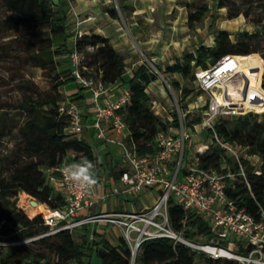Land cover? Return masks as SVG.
Masks as SVG:
<instances>
[{
	"label": "trees",
	"instance_id": "trees-1",
	"mask_svg": "<svg viewBox=\"0 0 264 264\" xmlns=\"http://www.w3.org/2000/svg\"><path fill=\"white\" fill-rule=\"evenodd\" d=\"M72 1V0H68ZM216 8L227 9L229 19L248 15L245 11L232 9L234 0H216ZM4 9L5 20L1 31L19 30L20 35L12 40H18V50L14 54L17 62L29 63L53 74L56 87L71 85L74 79L70 72L69 55L72 50L79 53L92 49L86 66L81 67L85 76L98 78L105 86L125 87L129 91V103L120 111L126 123L128 145L138 156H152L156 152L155 137L157 133L166 130L167 123L176 128L180 126L177 113L172 115V121L161 120L152 110V101L146 92L147 86L157 79L156 73L145 63H141L128 75L124 58L109 44L108 38L99 35H81L74 37L67 32L69 14L64 13L59 5L51 0H0ZM105 11L113 19L120 13L131 10L123 0L104 6ZM205 6L197 7L187 13V26L193 28L207 14ZM54 38H61L55 46ZM73 40V41H72ZM212 45L203 43L193 50L185 52L181 59H176L168 66L166 73L178 74L185 81H193L195 71L205 70L214 65L226 55L252 56L264 50V28L260 32H239L232 40L229 32L218 29L214 32ZM15 42V41H14ZM9 47H2L8 53ZM67 55L68 67L63 72L57 69L55 56ZM264 60V54L261 55ZM89 69L93 72H89ZM260 72V71H259ZM173 89L180 90L183 97L191 90L180 86L177 80L168 81ZM30 95L17 103H0V109L9 107L24 115L22 124L17 128L19 136L13 148L5 154H0V222L1 233L10 235L16 230L17 239L31 238L46 232L42 218L33 211L29 216L16 206L18 196L31 197L38 204H45L50 209H60L64 206V196L55 192L48 183L46 168H53L62 161L78 162L87 158L94 165L96 179L100 172L107 176L118 178L121 169L114 168L105 158L95 157L92 147L80 136L67 132L68 116L60 113L62 101L69 99L82 102L84 97L77 90L68 97L59 92L44 97L34 85L26 86ZM198 95L202 92L196 88ZM258 97L264 100V71L261 75V85ZM184 108V106H183ZM204 113L206 106L200 108ZM187 112L182 125L186 130H192L200 125V116L190 117ZM0 119V137L4 135V127ZM210 139L208 149H199L202 154L195 153L198 166L218 174H232L227 178L225 193L237 208L244 209L253 218L258 219L260 209H264V111H249L236 117H221L215 121L212 129L204 128ZM224 144L235 149L238 158L221 146ZM190 152H186L188 154ZM242 154V155H240ZM250 157H257L260 166L255 168ZM99 161V163H97ZM243 171L244 176L240 175ZM93 209V208H92ZM167 216L170 227L186 239L197 241L203 237L210 244L223 246L226 242L218 238L206 219L192 212L185 211L179 204L170 200L167 206ZM82 226L83 234L80 242H76L70 231H61L51 236L42 237L33 242L34 248L24 246L13 247L5 253L3 263L17 264H89L93 253L100 264H133L132 251L123 237L111 244L103 234L95 231L89 233L88 227ZM91 235V236H89ZM234 243L235 253L246 256L249 249L242 248L240 242ZM48 252L52 258H46L40 251ZM134 264H240L231 259H211L205 254L192 250L169 238L145 240L139 246Z\"/></svg>",
	"mask_w": 264,
	"mask_h": 264
},
{
	"label": "built area",
	"instance_id": "built-area-1",
	"mask_svg": "<svg viewBox=\"0 0 264 264\" xmlns=\"http://www.w3.org/2000/svg\"><path fill=\"white\" fill-rule=\"evenodd\" d=\"M81 35L79 31L75 34L76 37ZM238 58L226 55L207 69L195 71L196 88L207 97L206 110L200 124L203 128L212 129L218 118H232L252 111L245 109L248 78L243 73ZM83 60L82 53L75 49L71 51L70 74L77 89L83 94V102L90 106L91 118L86 121L79 103L69 99L61 102L59 111L68 116V133L80 136L85 130L92 129L98 141L116 144L122 149L123 170L119 176L120 183L109 195L97 198L94 196V186L88 191L79 190L61 171L74 161H62L56 167L46 168L48 183L54 188L56 184H60L65 204L60 209H47L40 215L47 230L39 237L17 239L14 235L19 230L10 235L0 231V264H4L5 253L13 247L24 246L61 231L72 232L82 226L98 223L116 226L121 237L130 246L132 256L145 240L169 238L214 260L231 259L240 264H264V209H260L258 219H255L244 209L237 208L225 193L226 179H232L233 175L202 169L194 155L185 154V142L189 135L182 125L179 113L180 126L176 128L177 133H157L155 154L138 156L128 145L126 123L120 113L129 103L128 89L105 86L98 78L83 75ZM221 146L238 158L235 149L224 144ZM205 147L204 151L208 149V145ZM203 152L199 149L196 151L197 154ZM240 175L244 176L242 169ZM149 189L158 190L156 200L149 207L123 212L91 211L107 196L130 197ZM170 200L185 211H192L206 219L217 237L224 242H240L242 248L249 249L248 254L242 256L217 244L194 242L173 231L167 216ZM28 203L30 208H34L30 201ZM3 223L0 222V228Z\"/></svg>",
	"mask_w": 264,
	"mask_h": 264
},
{
	"label": "rangeland",
	"instance_id": "rangeland-1",
	"mask_svg": "<svg viewBox=\"0 0 264 264\" xmlns=\"http://www.w3.org/2000/svg\"><path fill=\"white\" fill-rule=\"evenodd\" d=\"M86 1L91 3L87 11L95 16L92 24L94 26L90 30L91 32L99 29V32L109 36L108 40H128V46L119 52L124 58L126 71L130 72L132 68L135 69L139 64L145 63L156 73L157 79L147 86L146 92L152 101L153 112L161 120L167 122L172 121V115L174 113H179L181 119L184 118L187 112H191V118L194 116H200L202 118L203 113H201L200 108L206 106L207 103V97L205 95H198L193 81H185L178 74L166 73L165 71L168 66H172L176 59H181L185 52L193 50L196 45L198 46L201 43L209 45L214 32L218 29L227 30L232 40H234L236 34L239 32L254 33L260 32L264 28V0H234L236 3L232 5V9L245 11L248 15L246 17L239 15L233 19H229L227 9L216 8V0H140L137 2L139 6H143L146 18L139 15L134 19H131L132 10L129 9L124 13L118 11L117 19L111 18L109 14L107 19L103 18L104 16H102L98 9H103L104 6L110 3H114L117 7L119 0H108L105 5L102 4L105 2L104 0ZM123 1L125 2V0ZM53 2L55 5H59L64 13L69 14L70 10L74 13V18V15L70 19L68 17L67 30L68 32L73 29L75 30L76 20L78 18L83 19L85 11L78 5H74L73 0L69 1L70 6L67 0H53ZM200 6H205L208 10L205 18L193 28H188L187 13L194 11ZM90 8L97 9L93 11ZM4 20V9L0 4V103H17L22 101L24 97L30 95V91L25 87L32 85L36 86L44 97L52 96L57 92L64 97H68V94H70L73 88L70 85L56 87V82L53 80L54 73L50 74L48 71L29 65V63H20L15 60L14 54L18 50L16 47L18 40L12 39L18 37L21 31H1V24ZM61 40V38H54V42H56L55 46L61 44L59 43ZM9 46L11 47L7 51L8 53H5L1 49L2 47ZM92 52V49L87 48L82 52L84 55V60L81 63L82 67L86 66L89 60V54ZM262 54H264V50L261 53L253 54L249 64V72L254 75V80H258L257 82L260 81V85L262 71H264V60L261 58ZM54 60L57 62L55 72H63L67 69V55L55 56ZM89 72L93 71L89 69ZM171 79L177 80L180 86H185L191 90L190 94L183 97L180 90L173 89L170 86L168 81ZM253 84L249 95L247 110L252 109L254 112H262L264 111V100L258 97V88L255 83ZM0 119L4 127V135L0 137V154H5L13 148L14 143L19 137L17 135V128L22 124L24 115L19 111L4 107V109H0ZM166 125V130L162 132L170 135L177 133L174 125L171 123H167ZM187 132L189 137L185 142V153L190 152V154L194 155L198 147L206 146L210 143V139L207 138L206 131L202 126L187 130ZM116 154L120 156L121 152H116ZM249 161L255 168L260 166L257 157H250ZM22 195L21 193L18 196L16 202L18 208L22 209L29 218V213L31 214L33 211L40 212L41 209L36 207L34 209L30 208L28 203V201L32 200L30 196L21 198ZM156 198L157 193L153 189L144 192L138 196L137 204H135L134 208L140 210L144 207H149L154 203ZM43 205L45 206V211L37 215H42L47 209H50L45 204L39 206ZM111 229L112 225H106V223L92 224L88 227L90 234L95 231L104 236L108 235L110 240L117 242L118 238L122 236L121 232L110 235L108 232ZM72 232L74 240L80 242V237L83 234L82 228H78ZM39 236L37 235L35 237ZM196 240L206 242L201 236H198ZM33 242L24 245V247L34 248L32 246ZM222 247L232 250V252L236 251V248L229 241H226ZM40 253L45 254L46 258H52V255L48 252L41 250ZM135 255L132 257L133 264ZM89 262V264H100L95 253H93Z\"/></svg>",
	"mask_w": 264,
	"mask_h": 264
},
{
	"label": "crops",
	"instance_id": "crops-1",
	"mask_svg": "<svg viewBox=\"0 0 264 264\" xmlns=\"http://www.w3.org/2000/svg\"><path fill=\"white\" fill-rule=\"evenodd\" d=\"M91 1H99V0H91ZM105 1V2H104ZM102 3L103 5H105L108 0H104ZM140 0H125L124 4L129 7L132 12H131V19H134L135 17L142 15L144 18H146L145 10L143 9V6H139L138 2ZM67 3L70 6V2L67 0ZM73 4L74 5H78L81 9H83L85 11V15L84 18L82 19H77L76 20V28L75 30H69L71 34H73V38L75 37L76 32H81L82 35H99L105 38H108V35L103 34L102 32H99V29L94 30L93 32H91L90 30L92 29V24L94 21V15L91 12H88L87 9L88 7L91 5V3L89 1L86 0H73ZM142 7V8H141ZM97 8L95 9H91L93 11H96ZM99 12H101L102 16H104L103 18L107 19L108 13L105 11V9L103 8H99L98 9ZM97 10V11H98ZM74 15V13L71 12L70 10V14H69V19ZM75 17V15L73 16V18ZM111 19V18H110ZM78 22V23H77ZM83 26V28H82ZM227 31V30H225ZM68 32V30H67ZM228 32V31H227ZM213 39V37H212ZM212 39L210 40V44L212 45L213 41ZM73 41V40H72ZM137 42H141V41H137ZM144 42V41H142ZM109 44L119 53L121 50H123L124 48H126L128 46V40H109ZM134 70L133 68L131 69V71ZM130 71V72H131ZM130 72L127 71L128 75ZM260 84V83H259ZM73 90L70 92V94L68 95H72L74 94L78 89H77V85L74 82L73 84L70 85ZM69 86V87H70ZM79 108L80 111L82 112L83 117L86 119V121L90 120V116H91V112H90V106L85 103V102H79ZM200 125H196L194 128L198 127ZM124 135V134H123ZM80 137L83 138L91 147L93 150V153L95 155V157H100V158H105L106 162H109L111 164V166L114 168V172H118L122 169V163H121V155H122V149L116 145V144H109V143H104L102 141H98L95 137H94V132L92 129H87L85 130V132H83L82 134H80ZM204 146V145H203ZM202 146V147H203ZM202 147H198V149L202 148ZM115 150V151H114ZM116 152H121V155L119 156L118 154H116ZM190 154V153H189ZM116 155V156H115ZM97 183L94 185V196L100 197L103 195H109L110 191L114 188L117 187L119 185V177L118 178H114L113 176H107L105 172H100ZM152 190V189H151ZM156 193H158L157 189H153ZM55 192H62V189L60 187V184H56L55 188H54ZM150 191L149 190H143L140 194ZM135 195V196H130V197H125V196H107L104 198V200L98 202L93 209L91 210L92 212H100V211H105V212H123V211H134L136 210L134 208L135 204H137V198L140 195ZM96 198V197H95ZM98 200V199H97ZM133 206V207H131ZM131 207V208H130ZM100 224V223H99ZM96 225V224H95ZM106 225H111V224H107ZM120 233V230L116 227L112 225V229L108 232L110 235L114 234V233ZM105 238L111 243V244H115V241H112L108 238V235H105Z\"/></svg>",
	"mask_w": 264,
	"mask_h": 264
},
{
	"label": "clouds",
	"instance_id": "clouds-1",
	"mask_svg": "<svg viewBox=\"0 0 264 264\" xmlns=\"http://www.w3.org/2000/svg\"><path fill=\"white\" fill-rule=\"evenodd\" d=\"M94 168L95 165L85 157L78 162L67 165L61 171L67 179L73 182L77 189L88 191L97 183Z\"/></svg>",
	"mask_w": 264,
	"mask_h": 264
},
{
	"label": "bare ground",
	"instance_id": "bare-ground-1",
	"mask_svg": "<svg viewBox=\"0 0 264 264\" xmlns=\"http://www.w3.org/2000/svg\"><path fill=\"white\" fill-rule=\"evenodd\" d=\"M238 57H239L238 59L241 63V69H242L243 73L246 75V77L248 78L247 92H246V95L244 97V105H245V109L247 110V104H248V100H249L250 91H251L252 86L254 85L253 83H255L256 87L259 90L260 89V84H259L260 81L257 82L258 80H256V79L254 80V78H255L254 75H252L249 72V64L251 62V56H238ZM21 198H22V196H21ZM39 205L40 204H38V206L36 208L41 209L40 213L45 211V206L43 205L44 206V208H43V206H39ZM33 209H31V210H33ZM29 215H30V213H29Z\"/></svg>",
	"mask_w": 264,
	"mask_h": 264
},
{
	"label": "water",
	"instance_id": "water-1",
	"mask_svg": "<svg viewBox=\"0 0 264 264\" xmlns=\"http://www.w3.org/2000/svg\"><path fill=\"white\" fill-rule=\"evenodd\" d=\"M51 1L53 2V0H51ZM53 3H54V2H53ZM30 204H31V206L34 207V208L38 206L37 201H35L34 199L30 200Z\"/></svg>",
	"mask_w": 264,
	"mask_h": 264
}]
</instances>
